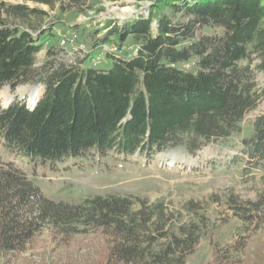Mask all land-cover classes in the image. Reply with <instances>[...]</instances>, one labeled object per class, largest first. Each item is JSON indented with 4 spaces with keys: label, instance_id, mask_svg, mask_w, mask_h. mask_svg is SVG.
Here are the masks:
<instances>
[{
    "label": "trees",
    "instance_id": "obj_1",
    "mask_svg": "<svg viewBox=\"0 0 264 264\" xmlns=\"http://www.w3.org/2000/svg\"><path fill=\"white\" fill-rule=\"evenodd\" d=\"M21 1L0 0V90L23 83L45 89L33 110L0 101V137L9 153L53 171L112 153L153 157L183 148L195 155L237 132L264 96L256 76L264 72V0H155L144 14L107 24L95 46L115 47L106 53L110 69L60 63L52 50L36 66L46 42L39 23L49 16L39 5L79 10L87 0ZM210 26L222 34H197ZM252 134L243 143L264 161V114ZM135 205L119 195L53 202L10 163L0 167V251L24 249L49 224L66 235L101 231L111 264H186L200 234L165 230L160 202Z\"/></svg>",
    "mask_w": 264,
    "mask_h": 264
},
{
    "label": "rangeland",
    "instance_id": "obj_2",
    "mask_svg": "<svg viewBox=\"0 0 264 264\" xmlns=\"http://www.w3.org/2000/svg\"><path fill=\"white\" fill-rule=\"evenodd\" d=\"M153 1L87 0L79 10L66 7L64 11L58 6L49 9L39 5L49 16L39 23L38 31H45L46 42L36 66L54 57L60 63L81 62V67H88L95 58V67L110 69L106 53L115 47L111 43L95 46L108 32L107 24L136 18L146 13ZM197 34L222 33L210 26L200 28ZM62 37H77L76 46H63ZM126 43L131 44L130 39ZM256 76L264 95V72ZM44 89L38 83H23L15 89L8 84L0 90L2 107L19 100L29 108L34 96L42 98ZM257 105L244 116L237 132L210 142L195 155L183 148H171L153 157L112 153L78 166L72 161L59 164L53 171L32 158L9 153L0 137V167L13 163L53 202L76 205L90 196L119 195L135 200L136 209L143 203H162L168 220L165 230L185 228L200 234L186 264H264V161L243 143L253 135L257 117L264 114V96ZM82 230L66 235L43 224L24 249L0 251V264H111L110 244L101 231Z\"/></svg>",
    "mask_w": 264,
    "mask_h": 264
},
{
    "label": "built area",
    "instance_id": "obj_3",
    "mask_svg": "<svg viewBox=\"0 0 264 264\" xmlns=\"http://www.w3.org/2000/svg\"><path fill=\"white\" fill-rule=\"evenodd\" d=\"M76 38L77 37H71L70 39H66V38L62 37V42L61 43H62L63 46L73 47V46H76V43H77ZM91 62H92V65L91 66H94L95 67V65H96L95 58H92L91 59ZM189 67H190V65H189Z\"/></svg>",
    "mask_w": 264,
    "mask_h": 264
},
{
    "label": "bare ground",
    "instance_id": "obj_4",
    "mask_svg": "<svg viewBox=\"0 0 264 264\" xmlns=\"http://www.w3.org/2000/svg\"><path fill=\"white\" fill-rule=\"evenodd\" d=\"M39 98L37 96H34V98L30 101V107L35 106L37 104Z\"/></svg>",
    "mask_w": 264,
    "mask_h": 264
},
{
    "label": "water",
    "instance_id": "obj_5",
    "mask_svg": "<svg viewBox=\"0 0 264 264\" xmlns=\"http://www.w3.org/2000/svg\"><path fill=\"white\" fill-rule=\"evenodd\" d=\"M39 100H40V99H38V102H39ZM38 102H37V104H38ZM37 104H36L35 106H31V107L29 106L30 110H33V109L37 106ZM27 108H28V107H27Z\"/></svg>",
    "mask_w": 264,
    "mask_h": 264
}]
</instances>
